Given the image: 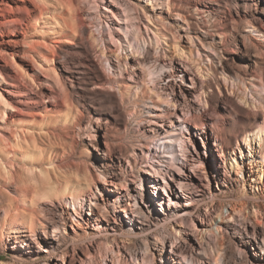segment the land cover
I'll return each mask as SVG.
<instances>
[{
  "label": "rangeland",
  "instance_id": "obj_1",
  "mask_svg": "<svg viewBox=\"0 0 264 264\" xmlns=\"http://www.w3.org/2000/svg\"><path fill=\"white\" fill-rule=\"evenodd\" d=\"M23 1L29 9V14L24 18L21 28L14 34L0 39V70L2 74L8 80L19 78L20 83L27 88L26 93L15 97L16 109L8 112L3 121L0 116V189L1 194L4 193L3 191L6 192L2 194L4 196L0 194L1 202H4L0 208V264H53L55 261L61 264L57 258H61L62 253L65 257L64 264H174L171 258L178 260L170 253L174 244L179 245L178 253L195 257L197 255L195 251L199 250V246L189 221L186 220L185 225H179L178 222L172 221L176 220L175 216L163 221L164 214L159 211L161 206L167 207L169 204L168 197L163 195L159 188H164L165 183L172 187L176 185L173 180L179 177L177 169L166 167V163L163 162L162 164H165L161 166L163 173L159 176L152 177L146 173L147 170L153 171L150 165L156 164L154 160L167 159L155 151V147L157 150L159 147L162 148L159 146V140L164 130L148 123V119L153 118L146 115L148 107H145L144 104L150 105L149 99L147 97L141 99L140 96L132 98L130 93L121 100L116 90L90 88L92 86L90 79H96L101 74L102 76L110 74L106 69L107 72H103L102 66L107 68V64L98 59L101 44L97 42V30L93 26L95 22L92 17L95 9L93 10L92 0ZM23 1L7 0L5 4L15 7L16 4L20 5ZM106 1L109 2V0ZM197 1L201 7L216 12V16L221 14V11L227 12V9H220L218 4L208 0ZM98 2L100 6H103V3ZM0 3L3 1L0 0ZM66 9L74 12L73 14L76 15L74 16L79 18V26L82 24L81 29L78 28L80 33L72 38V41L64 40L66 34L63 32L67 28L63 27V23H65L63 20H66L71 14ZM16 14L8 13L7 18H13ZM89 14L92 16H88ZM58 22H61L60 25ZM246 30L258 36V33L247 28ZM210 31H214V29L211 27ZM57 39L61 40L55 45L58 57L47 64L38 57L37 53L44 51L45 42L54 43ZM186 44H182L185 50H187ZM145 48L146 46L144 47L146 51ZM149 49L147 58L151 60L153 59V50ZM242 54L246 53L241 50L239 54H231L234 60L223 59V65L232 70L242 66L239 59ZM117 55V53L107 54L114 62ZM128 56V62L135 63L133 60L135 55L128 54ZM225 56L229 55L225 53ZM176 61L181 63L180 59H176ZM102 63L104 64L101 65ZM89 64L91 67L88 68ZM191 65L193 66L191 75L195 76L198 87L207 91L204 95L212 104V109L208 110V116L212 121L219 125L226 124L230 129L240 119V114L236 111L234 104L252 112L254 107L250 103L251 101L239 105L235 97L226 89L220 78L221 71L217 61L214 60L212 69H208L209 62L205 59L204 61H194ZM49 66L54 67L56 72L49 69ZM189 77L190 74H186V83L188 84ZM146 78L148 80V77ZM179 78L174 81V93H176L174 96L183 100L182 95L186 86L179 81ZM169 79L165 76L162 85H165ZM60 84L65 85L69 103H65L63 100ZM3 88L4 85H0L2 92H4ZM187 97L196 101L195 94L187 95ZM246 98H249V95ZM132 99L137 101V109L140 113L142 112V115L139 114L141 121L136 116L137 119L127 115L130 106L128 101H133ZM157 120L164 124L168 130H171V127H168V120L163 118ZM105 128L110 131L108 136L104 137ZM154 128H158L159 138L149 144L147 149L143 146L147 143L145 141L147 139L142 136L145 133L150 136ZM107 137L108 139L113 138L109 140L112 151L110 154L104 155L103 159L96 154L94 147L106 149L104 140ZM139 141L143 144L142 146L138 145ZM131 142L135 145L134 153L132 152L133 148L129 146ZM185 144L192 153L195 150L206 152L202 146V139L198 136L186 139ZM214 147L211 140L210 152L213 151L212 153L215 154ZM143 151L154 154L155 158L150 159L149 156H144ZM244 151L247 152L245 145ZM92 155L102 158L108 174L112 172L117 174V178H108L113 185H104L103 179L97 178V170L91 160ZM209 155H207L208 161ZM235 155L240 160L238 151ZM216 158L220 165L218 171L223 176L222 163L218 156ZM85 167H88L89 172L95 177L96 186L93 184L90 189L85 186L88 181ZM182 169L187 171L189 165ZM231 170L233 173L234 168ZM37 174L44 177L40 183H38ZM151 180L155 181L158 188L152 187ZM63 183H70L73 186L80 184V188L86 190L84 191L86 200L82 207H77L78 213H75L73 207L65 202L64 198L67 195L62 196L58 191V186ZM124 183L127 189L126 193L121 189ZM42 187L47 191H44L45 195L49 193L53 196L41 198ZM47 188L50 191L53 189V192H49ZM234 188V193H236V186ZM209 190L212 193H217L215 182H212L210 188L204 189L198 207L202 214L206 212V204L210 205V210L213 212L216 210L217 201L222 203L226 201V196L223 197L222 193L213 197L209 194ZM91 191L94 192V195L90 193ZM39 193L42 194L39 195ZM118 194H120V199L112 201L111 198ZM37 197H40L38 200L41 199L38 206L36 205L38 213L53 212V215L47 214L52 217L55 223L48 224L46 230L37 225L36 236L50 249H53L57 247V244L47 243L41 236L49 235L56 228L60 230L61 238L58 241L60 247L52 255L37 251L26 235L27 232L23 231V227L19 229L20 237L13 236L14 233L8 229V221H4L3 210L5 207L6 209L7 206L11 208L12 217L17 215L16 217L22 219V215L26 214L25 211L30 212L32 201ZM199 197L201 196L194 195L175 199L179 204H184ZM89 198H91V202ZM179 210L180 208L172 207L173 212ZM225 210L226 208L223 209V211ZM157 217L160 218L157 219ZM194 219L199 224V220L196 217ZM157 221L160 222L157 224ZM176 229L182 232H176ZM174 236L177 237V240ZM159 238L164 239L163 247ZM144 242H148L150 245V250L147 253L142 249ZM107 245L109 248H106ZM210 245L214 246V242L211 240ZM222 250L227 253L228 264L240 263L233 258L234 246L228 239L224 241ZM208 262L213 264L212 261ZM247 263L250 264L249 261Z\"/></svg>",
  "mask_w": 264,
  "mask_h": 264
},
{
  "label": "bare ground",
  "instance_id": "obj_2",
  "mask_svg": "<svg viewBox=\"0 0 264 264\" xmlns=\"http://www.w3.org/2000/svg\"><path fill=\"white\" fill-rule=\"evenodd\" d=\"M2 1L3 3H0V39L19 31L24 18L29 14V9L23 0H20L23 2L20 5L16 4L15 7L7 6L5 4L7 0ZM98 1L103 3V6H100ZM208 1L218 4L220 9H227V12L221 11V14L216 16V12L201 7L197 0H109V2L92 0L90 3L93 4V10L95 9L92 17L95 22L93 26L97 30V42L101 44L98 59L107 64V68L104 67V63L101 64L103 72L108 70L110 74L104 76L101 74L96 79H90L92 85L90 88L116 90L121 100L130 93L132 98L135 96H140L141 99L147 97L151 104L147 105L144 102L145 107H148L146 115L153 117L148 119V123L164 130L159 140V146L162 148L159 147L157 150L155 147V151L167 159L154 160L156 164L150 165L153 171L147 170L146 173L152 177L159 176L163 173L161 168L162 165H165L162 164L163 162L166 163V167L177 169L179 177L173 180L176 185L172 187L163 181L166 186L159 188V191L161 190V193L167 196L169 201L167 207L161 206L159 211L164 214L163 221L169 220L172 216L176 217V220L172 221L178 222L179 225L184 224L186 220L189 221L199 246V250L195 251L197 255L193 257V255L187 256L180 251L178 253L179 245L174 244L173 249L170 250V253L178 258V260L171 258L174 264H198L199 262L211 264L208 261H212L213 264H228L227 253L222 250L226 239L233 244L234 254H231L235 261L240 262L239 264H248L247 261L250 264H264V0ZM11 12L17 13L16 16L7 18L8 13ZM70 13L66 20H63L65 23L62 22L63 27L67 28L63 32L66 34L65 41H72L71 39L80 33L78 28L82 25L79 26V18L75 17L74 12L70 11ZM64 24L66 25L64 26ZM211 27L214 31H210ZM246 28L258 33L259 38L252 32H248ZM60 41L57 39L54 43L45 42L44 51L38 52V57L47 64L53 62L58 57L55 45ZM183 43H187V50L184 49ZM145 46L146 51L144 50ZM149 48L153 50V59L151 60L147 58ZM241 50L246 53L240 55L239 58L242 66L232 70L223 65V59L234 60L231 54H239ZM108 53L118 54L115 57V62L110 60L107 56ZM225 53L229 56H225ZM128 54L135 55L133 58L135 63L128 62ZM176 59H180L181 63ZM204 59L209 62L208 69H212L214 60L219 63L222 83L239 105L251 101L250 103L254 107L250 112L242 106L234 104L236 111L240 114V119L230 129L224 123V125L215 123L208 116V110L212 109V104L204 95L207 91L198 87L195 76L191 75L193 74L191 63L204 61ZM90 64L87 65L88 68L91 67ZM48 68L56 72L54 67L49 66ZM186 74H190L189 84L186 83ZM165 76L170 79L165 85H162ZM178 77H180L179 81L186 86L182 95L183 100L174 96L176 94L174 93V81ZM0 85H4V92L0 89V116L3 121L8 112L16 109L15 97L26 93L27 88L20 83L19 78L6 79L1 70ZM64 86V84L60 86L62 87L63 100L65 103H69V96ZM192 94H195L196 101L187 97ZM248 95L249 98H246ZM128 102H130V106L127 115L132 118L136 116L141 121L139 114L142 112L140 113L137 109V101ZM135 118L134 120L137 119ZM158 118L168 120V127H171V130L160 123ZM104 131V137L108 136L110 130ZM158 131V128H154L150 136L145 133L142 137L147 139L145 140L147 143L143 145L139 141L138 145H143L148 149L149 144L159 138ZM196 136L202 139V146L206 152L195 150L192 153L186 148V139H193ZM111 139L113 138H105L106 149L94 147L96 154L103 159L104 155H108L112 151L109 143ZM211 140L215 146L213 149L215 154L212 153L213 151L210 152ZM244 145L247 152L244 151ZM129 146L133 148L132 152L134 153V143L131 142ZM237 151L240 160L235 155ZM143 153L150 159L155 158L152 153H145V151ZM208 154H210L209 161ZM98 155L91 156L92 163L97 170V178L101 177L104 185H113L108 178H117V174L115 172L108 174L105 162ZM216 156L222 163L223 176L218 171L220 165ZM186 165H189L187 171L182 169ZM232 168H234L233 173ZM84 169L88 179L85 186L90 189L91 185H95V177L89 172L88 167ZM122 178L126 182L125 178ZM37 179L40 183L44 177L38 175ZM154 182L151 180L150 184L156 189L158 187ZM212 182H215L217 193H212L209 190V194L217 197L222 193L223 197L226 196V201L225 203L217 201L216 210L213 212L210 210V205L206 204V212L202 214L198 210L202 194L204 189L210 188ZM60 185L57 189L62 196L67 195L64 198L65 202L73 207L75 213H78L77 207H82L86 200V195L84 196L86 190L80 188V184L73 186L70 183H63ZM141 185L143 186V183ZM235 186L236 193H234ZM43 188V194L39 193L41 198L45 196L51 198L53 195L49 193L45 195L47 191ZM121 189L126 193L125 183ZM51 191L49 190V192ZM1 192L0 189V194ZM3 192L2 194L6 193ZM90 193L94 195L93 191ZM194 195L201 197L194 199L195 201L191 199L184 204H179L175 199ZM7 196L9 195L7 194ZM119 196L120 194L112 197L111 200L116 201ZM38 198L40 197L32 201L30 212L25 211L26 214L22 215V219L16 217L17 215L12 217L11 208L7 206L6 209L5 207L3 210L4 221H8V229L14 233L13 236L20 237L19 229L23 227V231L27 232L26 235L37 251L52 255L60 247V243H58L61 238L60 230L56 228L49 235L41 236L47 243L57 244V247L53 249H50L36 236L37 225L46 230L48 224L55 223L48 215L49 213L53 215V212L38 213L36 205L41 201ZM89 201H92L91 198ZM3 203L0 199V208ZM172 207L180 208V210L173 212ZM224 208H226L225 211H223ZM194 217L199 220V224L196 223ZM177 231L182 232L179 229H176ZM175 238L177 240V237ZM159 239L163 247L164 239ZM210 240L214 242V246L210 245ZM108 245L106 248H109ZM149 246L148 242L143 243L144 252L147 253L150 250ZM60 256L61 258H57V260L64 264V253ZM206 259L207 261H205ZM53 264H58V262L55 261Z\"/></svg>",
  "mask_w": 264,
  "mask_h": 264
}]
</instances>
